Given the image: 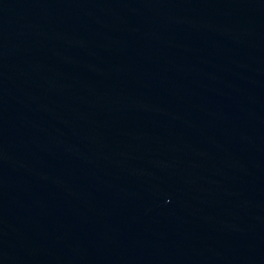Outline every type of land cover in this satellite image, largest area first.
Masks as SVG:
<instances>
[{"label":"water","instance_id":"1","mask_svg":"<svg viewBox=\"0 0 264 264\" xmlns=\"http://www.w3.org/2000/svg\"><path fill=\"white\" fill-rule=\"evenodd\" d=\"M0 264H264V0H0Z\"/></svg>","mask_w":264,"mask_h":264}]
</instances>
